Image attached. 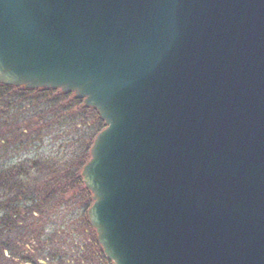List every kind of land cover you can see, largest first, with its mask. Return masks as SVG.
<instances>
[{
  "label": "water",
  "instance_id": "obj_1",
  "mask_svg": "<svg viewBox=\"0 0 264 264\" xmlns=\"http://www.w3.org/2000/svg\"><path fill=\"white\" fill-rule=\"evenodd\" d=\"M0 83L105 121L82 176L113 264H264V0H0Z\"/></svg>",
  "mask_w": 264,
  "mask_h": 264
},
{
  "label": "trees",
  "instance_id": "obj_2",
  "mask_svg": "<svg viewBox=\"0 0 264 264\" xmlns=\"http://www.w3.org/2000/svg\"><path fill=\"white\" fill-rule=\"evenodd\" d=\"M13 95L17 96L18 101L11 100ZM30 110L32 115H28ZM51 114L55 117V125L68 130L67 134L71 139L79 136L76 140L78 145L81 135L86 136L88 143L82 141L78 146L80 152H75L76 149L72 153L73 157L62 160L61 165L55 163L52 167L49 160H44L43 164L40 158H31L19 160V163L9 166L5 158H10L7 156L12 142L15 143L12 150L19 151L22 144L26 146L28 140L35 137L33 132L37 130L32 129V121H28L35 116L40 118L42 115ZM23 121L24 125L18 127ZM105 127L106 123L97 109L87 107L84 100L76 98L74 93H64L60 89H29L0 83V152L3 151L0 156V264L5 260L11 261L7 257V251H13L16 246L14 238L23 233L19 225L22 221H26L27 217L36 211L42 213L41 206L49 203L51 197L66 194L72 188L85 185L83 167L91 157V146L95 137ZM34 169L46 178L42 185H50L52 191L49 194L46 188L39 191L41 194L32 192L30 185L25 183L31 178V170ZM87 191L91 194L89 189Z\"/></svg>",
  "mask_w": 264,
  "mask_h": 264
},
{
  "label": "rangeland",
  "instance_id": "obj_3",
  "mask_svg": "<svg viewBox=\"0 0 264 264\" xmlns=\"http://www.w3.org/2000/svg\"><path fill=\"white\" fill-rule=\"evenodd\" d=\"M11 100L16 102L18 98L13 95ZM32 114L31 110L28 111V115ZM54 119L52 114L42 115L40 118L32 117L28 122L32 121V129L37 130L33 132L35 137L28 140L26 146L22 144L19 151L15 150L16 152L12 150L15 146L12 142L7 156L10 158H5L7 164L13 166L19 163V160L40 158L42 163L49 160L53 167L55 163L61 165L62 160L73 157L72 153L76 149L75 152H80L78 146L81 142L89 141L86 136L81 135V142L78 145L76 140L79 136L71 139L67 134L68 130L58 128ZM23 125L24 121L20 122L18 127ZM5 151L6 149L4 155L7 154ZM31 171V178L25 181L30 185V191L41 194L39 191L46 188L49 194L52 191L50 185H42L46 178L36 169ZM87 189L86 185H83L72 188L66 194L51 197L49 203L41 206L42 213L36 211L29 215L26 221H22L19 225L23 233L14 238L16 246L13 247V251H7V257L12 262L5 260L1 264H113L106 257L102 245L99 244L96 229L89 220L88 210L93 199L92 192L90 194Z\"/></svg>",
  "mask_w": 264,
  "mask_h": 264
},
{
  "label": "flooded vegetation",
  "instance_id": "obj_4",
  "mask_svg": "<svg viewBox=\"0 0 264 264\" xmlns=\"http://www.w3.org/2000/svg\"><path fill=\"white\" fill-rule=\"evenodd\" d=\"M100 244V243H99ZM101 245V244H100Z\"/></svg>",
  "mask_w": 264,
  "mask_h": 264
}]
</instances>
